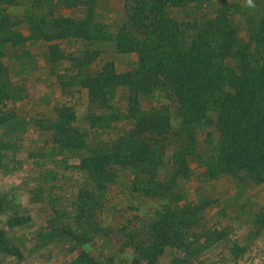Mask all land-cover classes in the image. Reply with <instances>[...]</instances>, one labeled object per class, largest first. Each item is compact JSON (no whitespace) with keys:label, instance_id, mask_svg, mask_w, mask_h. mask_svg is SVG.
<instances>
[{"label":"rangeland","instance_id":"1","mask_svg":"<svg viewBox=\"0 0 264 264\" xmlns=\"http://www.w3.org/2000/svg\"><path fill=\"white\" fill-rule=\"evenodd\" d=\"M17 1V7L10 13L15 23L26 18L23 12L26 0ZM44 1L48 8L39 21L46 34L53 33L50 28L56 19L80 21L89 17L92 32L98 26L107 36L116 38L122 25L127 22L125 0H42L41 3ZM224 4L231 7L234 23L238 26L239 45L243 49L253 31V22L264 17V0H210L188 3L171 11L172 16L180 20L200 22L214 18ZM4 43V38L0 39L3 53L4 46L1 45ZM25 46L21 44L16 50L24 51ZM51 47L55 51L56 47ZM114 48L115 43L113 49L108 45L100 55L113 59L115 72L131 69L134 64L131 60L137 54L134 53L132 59L130 56L121 57L113 53ZM61 52L59 55L66 57L64 51ZM57 56L54 55L55 58ZM108 64L111 63L106 62L104 65ZM6 68L12 85V98L0 108V117L5 119L0 124V264H78L82 253H88L100 264L106 261L114 264H144L143 249L149 246L147 240L154 222L165 208L189 202L202 205L203 211L195 224L180 228L183 234L180 245L166 247L158 264H232L234 258L237 262L241 260V264H264V182L256 183L242 172L236 175L215 172L218 134L214 106L208 109L204 124L195 130V142L189 140L187 134H184L183 139L171 135L167 139H156L161 156L154 166H157L158 179L162 182L171 179L175 152L182 148L188 149L186 165L189 177L176 181L171 199L143 197L141 192L134 191V181L116 180L113 183L115 185L107 190L94 185L86 186L85 191L93 193L97 199L91 200L93 204L88 206L89 210L80 215L75 205L55 203L59 200L69 202V195L75 193L76 187H72L71 193H63L61 182H55L50 190L53 195H47L43 202L31 201L30 190L35 186L31 189L28 186L26 190L27 178L24 176L28 174L27 170L21 173L13 167L15 170L5 171L10 166L27 167L30 163L27 156L29 152L23 145L26 118L16 104L21 88H18V81ZM85 75L94 76L95 73L89 71ZM125 90L127 94L121 103L127 107L124 118L129 108V93ZM101 105L110 108L112 102L107 100ZM136 107L141 111L167 113L171 118L172 132L181 127L178 104L168 88L149 95H138ZM109 142H102L105 144L103 146L110 147ZM53 159L51 157L50 161ZM119 172L122 177L128 176L124 170ZM140 178L148 179L147 175ZM127 184L130 186H125ZM252 185L254 187L248 190ZM50 217H54L57 222L48 223ZM17 222L20 225H16ZM72 225H77V233L73 231ZM222 244L234 247V250L222 252L218 249V245ZM78 245L82 249L75 251ZM210 246L215 247L208 250Z\"/></svg>","mask_w":264,"mask_h":264},{"label":"trees","instance_id":"2","mask_svg":"<svg viewBox=\"0 0 264 264\" xmlns=\"http://www.w3.org/2000/svg\"><path fill=\"white\" fill-rule=\"evenodd\" d=\"M208 1L125 0L127 22L116 38L107 36L98 26L92 32L89 17L80 21L56 19L50 28L54 34L46 35L42 25L37 26L49 41L70 37L113 40L118 54H137L136 66L127 72H115L111 63L94 76L86 75L81 82L89 91L90 101L100 106L108 100L106 89L123 87L128 90L126 119L132 120L134 125L129 135L120 137L110 147L99 142L86 148L85 140L72 129L74 114L68 108L60 111L63 122L51 126L56 133H62L63 138L66 136L65 140H58L59 147L83 149L85 146L88 152L78 167L98 186L114 183L117 170L130 168L134 191L141 192L143 197L171 199L176 181L189 177L188 149L175 152L171 179L162 182L158 179V168L154 166L161 156L156 139H167L170 135L183 139L187 134L188 139L195 142V130L204 124L211 106L217 113L215 172L226 175L242 172L256 183L264 182V17L253 22L249 41L241 49L238 26L229 5H222L216 16L206 21H183L172 16L173 8ZM17 3V0H0V33H5L4 41L9 36L21 40L14 29L16 23L6 11L7 7ZM30 20L38 23L36 17L31 16ZM52 46L56 47L55 51L51 47L52 55L60 57L58 45ZM3 57L0 50V108L12 98V85ZM165 88L172 91L178 104L182 124L175 132L171 130V118L167 113L141 111L136 107L138 95H149ZM4 121L0 117V124ZM146 175L148 179L140 178ZM93 199H97L93 193L80 190V215L89 210ZM202 211V205L194 202L165 208L150 229L149 246L143 249L144 264H158L166 247L180 245L183 240L180 228L195 224ZM77 263L100 264L88 253H82ZM104 264L114 263L106 261Z\"/></svg>","mask_w":264,"mask_h":264},{"label":"crops","instance_id":"3","mask_svg":"<svg viewBox=\"0 0 264 264\" xmlns=\"http://www.w3.org/2000/svg\"><path fill=\"white\" fill-rule=\"evenodd\" d=\"M41 1L26 0L25 10H23L26 18L22 22H16L14 27L16 33L21 36L19 37L21 40L9 36L5 39L4 45H1L4 46L5 55L3 64L8 67L10 75H13L18 81V88H21V95L16 104L26 118L27 129L23 145L29 152L27 156L30 158L27 167L24 165L22 167L10 166L5 171L11 172L13 167L21 173L24 169L27 170L28 174L24 176L27 178L25 188L28 190V186L30 189L35 186L30 190L31 201L43 202L47 195H53L50 190L55 182H61L64 188L63 193H71L72 187H76L75 193L69 195V202L64 203L63 200H59L55 203L56 205L63 204V206L75 205L78 210L80 190L88 185H94L103 190L115 185L111 183L98 186L86 171L78 167L81 159L88 152L86 148L99 142L110 141L109 143H113L120 137L129 135L133 131L134 125L129 119L123 117L127 110L125 104L121 105L123 97L125 98L127 94L123 87L106 89V99L112 102V106L106 108L101 107L98 103H92L88 89L81 85L86 76L85 72L91 71L96 75L104 70L106 62H113V59L100 54L102 49L107 48L108 45L113 49L115 42L113 40L93 41L78 37L49 41L45 37L48 34L42 35L37 27L42 25L39 19L44 16L48 8L45 1L43 3ZM13 8L15 6L7 7V13L10 14ZM31 16L36 17L38 23L34 22V24L30 20ZM4 37L5 33H0V39ZM54 42L55 44H53ZM21 44L26 45L23 48L24 51H17L16 48ZM52 45H58L59 51H64L66 57L55 58L51 53ZM113 53H117L115 48ZM133 54L118 55L131 58ZM137 61L138 57L134 56L131 60L134 63L132 67L136 66ZM100 65L102 66L100 67ZM128 70L117 73H125ZM66 78L70 80V83H67ZM63 108H68L73 112L72 129L85 140L86 148L84 146L83 149H72L60 146L59 149L58 140H65L66 136L63 138L62 133H56L51 126L61 123L60 111ZM54 152H57L55 156H53ZM51 157L54 159L50 161ZM121 170H124L128 176H120V170H117L116 180L134 181L130 168ZM125 186H130V184ZM251 187L254 186H250L248 190ZM48 221V223L57 222L54 217H50ZM72 226H74L73 231L76 232L77 225ZM218 246L222 252L226 249L234 250V247H229L227 244ZM213 247L215 246L207 247V249ZM79 248L82 249L81 245L76 246L74 250L77 251ZM233 260L232 264H241V260L239 262L235 258Z\"/></svg>","mask_w":264,"mask_h":264}]
</instances>
